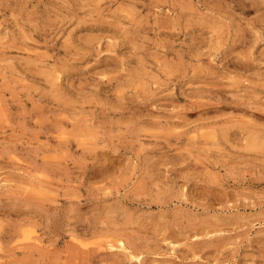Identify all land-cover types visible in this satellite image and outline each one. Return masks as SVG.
<instances>
[{
    "label": "rangeland",
    "instance_id": "374dc122",
    "mask_svg": "<svg viewBox=\"0 0 264 264\" xmlns=\"http://www.w3.org/2000/svg\"><path fill=\"white\" fill-rule=\"evenodd\" d=\"M0 264H264V0H0Z\"/></svg>",
    "mask_w": 264,
    "mask_h": 264
},
{
    "label": "bare ground",
    "instance_id": "6f19581e",
    "mask_svg": "<svg viewBox=\"0 0 264 264\" xmlns=\"http://www.w3.org/2000/svg\"><path fill=\"white\" fill-rule=\"evenodd\" d=\"M28 196H29V195H28ZM32 197H33V196H32ZM28 198H29V197H28ZM28 198H25L24 201H28V202H29ZM26 199H27V200H26ZM31 199H32V198L30 197V201L32 202V200H34V199H32V200H31ZM22 202H23V201H22ZM108 247H109V246H108ZM31 249H33V248H31ZM32 252H33V251H32ZM32 254H33V253H32Z\"/></svg>",
    "mask_w": 264,
    "mask_h": 264
}]
</instances>
